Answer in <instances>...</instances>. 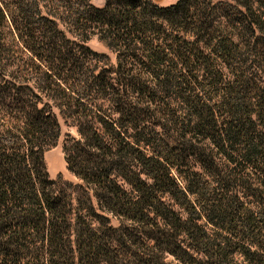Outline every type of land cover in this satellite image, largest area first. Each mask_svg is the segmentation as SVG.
Masks as SVG:
<instances>
[{
	"label": "trees",
	"instance_id": "1",
	"mask_svg": "<svg viewBox=\"0 0 264 264\" xmlns=\"http://www.w3.org/2000/svg\"><path fill=\"white\" fill-rule=\"evenodd\" d=\"M0 264H264V0H0Z\"/></svg>",
	"mask_w": 264,
	"mask_h": 264
},
{
	"label": "rangeland",
	"instance_id": "2",
	"mask_svg": "<svg viewBox=\"0 0 264 264\" xmlns=\"http://www.w3.org/2000/svg\"><path fill=\"white\" fill-rule=\"evenodd\" d=\"M159 6L167 7L175 4L178 0H154ZM92 3L97 7H103L105 0H92ZM87 45L94 51L108 54L113 61H115V55L110 52V50L104 46V44L99 40V38L94 35L87 40ZM59 118L61 124V134L58 143L55 147L51 148L45 153V159L48 166L49 174L52 178H56L58 173H62L65 179L78 183V178L71 173L67 168V162L65 160V153L63 150L64 143L71 135L75 138H79V133L76 127L67 126L61 119L58 110L54 108L53 110Z\"/></svg>",
	"mask_w": 264,
	"mask_h": 264
}]
</instances>
